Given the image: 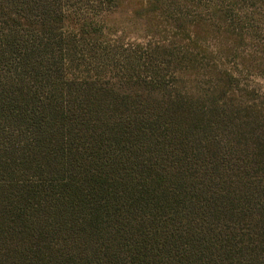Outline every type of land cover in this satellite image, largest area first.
I'll return each instance as SVG.
<instances>
[{
    "label": "trees",
    "instance_id": "1",
    "mask_svg": "<svg viewBox=\"0 0 264 264\" xmlns=\"http://www.w3.org/2000/svg\"><path fill=\"white\" fill-rule=\"evenodd\" d=\"M67 20L0 0V264H264V110L76 77Z\"/></svg>",
    "mask_w": 264,
    "mask_h": 264
},
{
    "label": "rangeland",
    "instance_id": "2",
    "mask_svg": "<svg viewBox=\"0 0 264 264\" xmlns=\"http://www.w3.org/2000/svg\"><path fill=\"white\" fill-rule=\"evenodd\" d=\"M64 7V35L77 31L81 51L70 74L264 110V0H64ZM80 21L93 25L90 34L79 32Z\"/></svg>",
    "mask_w": 264,
    "mask_h": 264
}]
</instances>
